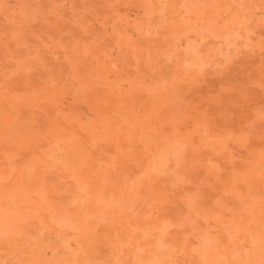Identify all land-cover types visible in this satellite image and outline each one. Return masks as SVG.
I'll use <instances>...</instances> for the list:
<instances>
[{"label":"rangeland","instance_id":"1","mask_svg":"<svg viewBox=\"0 0 264 264\" xmlns=\"http://www.w3.org/2000/svg\"><path fill=\"white\" fill-rule=\"evenodd\" d=\"M0 264H264V0H0Z\"/></svg>","mask_w":264,"mask_h":264}]
</instances>
